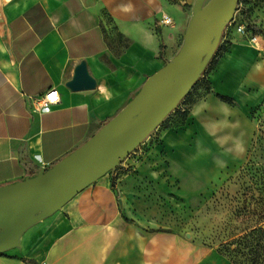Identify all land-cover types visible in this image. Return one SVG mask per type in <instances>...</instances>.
<instances>
[{"label": "crops", "instance_id": "1", "mask_svg": "<svg viewBox=\"0 0 264 264\" xmlns=\"http://www.w3.org/2000/svg\"><path fill=\"white\" fill-rule=\"evenodd\" d=\"M198 3L0 0V186L50 170L119 115L178 54ZM165 15L173 25L162 24ZM220 46L204 70L206 89L174 117L155 160L116 180L99 178L0 253V264H229L187 237L133 221V208L156 186L202 189L246 155L249 112L264 96L258 53L234 44L216 60ZM81 62L96 86L72 91L67 85ZM52 89L60 103L38 111L33 100Z\"/></svg>", "mask_w": 264, "mask_h": 264}, {"label": "water", "instance_id": "2", "mask_svg": "<svg viewBox=\"0 0 264 264\" xmlns=\"http://www.w3.org/2000/svg\"><path fill=\"white\" fill-rule=\"evenodd\" d=\"M199 0L173 60L150 77L128 106L90 141L25 181L0 186V253L99 178L115 170L177 108L199 81L221 35L234 17L238 0ZM91 90L96 81L81 62L67 85Z\"/></svg>", "mask_w": 264, "mask_h": 264}, {"label": "rangeland", "instance_id": "3", "mask_svg": "<svg viewBox=\"0 0 264 264\" xmlns=\"http://www.w3.org/2000/svg\"><path fill=\"white\" fill-rule=\"evenodd\" d=\"M210 1L206 0V5ZM191 19L192 16L186 21V31ZM242 25L250 33V38L257 37L255 43L240 35L238 28ZM184 35L179 41L180 48ZM225 38L227 42L222 45ZM220 40L222 46L217 53L218 59L234 44L256 49L259 76L264 83V0H238L233 20L226 25ZM207 77L206 70L161 125L120 166L109 172L115 180L128 172L136 173L138 167L155 160V151L164 133L176 127L172 120L189 109L199 90L206 89ZM249 118L253 123V136L242 161L207 182L202 189L178 190L177 183L171 184V190L164 193L156 186L150 191L151 195L145 194V199L133 208L136 215L133 221L144 225V230L167 229L187 237L197 247L217 252L264 223V96L251 109Z\"/></svg>", "mask_w": 264, "mask_h": 264}, {"label": "trees", "instance_id": "4", "mask_svg": "<svg viewBox=\"0 0 264 264\" xmlns=\"http://www.w3.org/2000/svg\"><path fill=\"white\" fill-rule=\"evenodd\" d=\"M222 99L234 103L228 97H222ZM186 111L184 115L187 113ZM218 253L226 257L230 264H264V223L234 239Z\"/></svg>", "mask_w": 264, "mask_h": 264}, {"label": "built area", "instance_id": "5", "mask_svg": "<svg viewBox=\"0 0 264 264\" xmlns=\"http://www.w3.org/2000/svg\"><path fill=\"white\" fill-rule=\"evenodd\" d=\"M161 22L162 24L167 25V26L173 25V19L167 15L163 16ZM238 32L243 37L248 38L249 42L251 43H255L257 40V37H254V38L249 37L251 35L249 32H247L246 27L244 25L238 28ZM225 42H227L226 38L224 39L222 45H224ZM215 58L217 60L218 55H216ZM58 103H60V96H59L58 91L55 89H52L49 92H47L45 95L33 100L34 107L40 112L48 111L50 110L52 106H55Z\"/></svg>", "mask_w": 264, "mask_h": 264}, {"label": "clouds", "instance_id": "6", "mask_svg": "<svg viewBox=\"0 0 264 264\" xmlns=\"http://www.w3.org/2000/svg\"><path fill=\"white\" fill-rule=\"evenodd\" d=\"M238 151H239L240 153H243L244 148H243L242 143H240V144L238 145Z\"/></svg>", "mask_w": 264, "mask_h": 264}]
</instances>
